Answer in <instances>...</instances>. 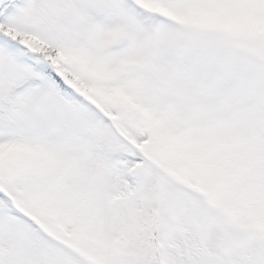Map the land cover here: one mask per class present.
Segmentation results:
<instances>
[{"label": "snow or ice", "instance_id": "obj_1", "mask_svg": "<svg viewBox=\"0 0 264 264\" xmlns=\"http://www.w3.org/2000/svg\"><path fill=\"white\" fill-rule=\"evenodd\" d=\"M0 264H264V0H0Z\"/></svg>", "mask_w": 264, "mask_h": 264}]
</instances>
